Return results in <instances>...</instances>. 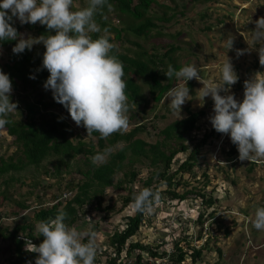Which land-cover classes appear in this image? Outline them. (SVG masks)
Here are the masks:
<instances>
[{
  "label": "rangeland",
  "instance_id": "obj_1",
  "mask_svg": "<svg viewBox=\"0 0 264 264\" xmlns=\"http://www.w3.org/2000/svg\"><path fill=\"white\" fill-rule=\"evenodd\" d=\"M87 3L88 0H73L72 10H80L87 6ZM145 17L152 18L156 25L152 26L148 32L138 34L133 29H129L126 23H129L128 21L137 23L140 20L127 14H121L118 9L114 8L105 15L110 26L124 28L122 37L119 39L115 37L114 30L107 31V35L113 39L110 43L114 44L116 52L134 56L139 51H147L149 56L158 54L159 58H164V61L168 62L164 54L171 45H176L178 48L172 54L176 62L183 65L196 64L205 81L219 78L220 67L229 56L240 77L239 81L231 86V93L235 95L237 101L243 100L244 80L255 71H264V68L259 65L256 51H251L250 54L246 53L238 58L235 51V49L255 46L251 33L255 24L249 21L264 17V0H156L147 10ZM38 23H36L37 27ZM96 23L99 25L97 21ZM14 26L18 32L26 34V37L27 35L33 37L42 35L34 29L36 25L30 28L29 24L21 25L16 20ZM101 33L105 34L104 29H101ZM47 34L54 35L55 32L49 33L47 30ZM229 34L235 37V42L233 50L227 52L222 41L227 39ZM34 48L45 51L43 44L34 45ZM10 51L11 48L0 46L2 63L9 60ZM165 68V65L161 67V69ZM129 75L135 77L145 100L140 104L134 102L128 111L129 128L127 131L143 123L146 129L139 131L134 139L139 137L155 142L163 137L160 131L179 117L170 110L166 94L160 101L154 100L149 81L133 72ZM190 81L191 86L188 85L189 81L187 82L190 97L182 105L181 115L183 118L188 115L186 107H190L193 111L204 110V114L198 120L200 128L190 131L188 135L193 137H187L184 142L191 148L205 133L213 132V134L202 146L193 171L178 173L176 176V183L180 181L181 184H174L172 189L179 193L188 192L187 198L170 199L168 186L162 183L158 188L165 192L161 194L164 197H160L159 202L154 205V211L147 214L144 226L142 225L130 241L149 244L159 253L163 251L169 253L174 251L176 239H182L186 235V240L181 241V244L188 251V255L180 264H192L190 253L194 248L202 247L204 243L207 244L208 249H204L202 258H199L196 264H264V230H256L251 223L255 209L264 207V158L249 161L238 159L239 153L236 146L231 143L229 136L217 133L208 119L213 114V101L210 97L205 98L201 106L197 90L203 85L195 79ZM163 82L166 83V80ZM177 83L179 81L173 78L172 87ZM21 88H13L12 102L21 101L20 98L34 102L42 91V87L31 88L26 95ZM44 99L52 101L53 110L57 111L55 106L57 107L59 103L54 101L51 90L44 91ZM62 113L72 124L76 133L81 135V138L86 141L92 139L98 153L106 149L110 150L105 161L108 160L111 152L125 145L122 140L113 145L105 140L106 147H101L98 144L97 135L92 134L87 137L83 126H76L69 113L64 111ZM175 141L177 140H171V142ZM232 149L236 152L231 155ZM18 154L19 150L14 137L7 133L5 127L0 128V156L8 159ZM186 156L187 153H178L174 158L175 161H172L169 173L174 172ZM58 158L59 156L54 154L38 167L28 165L25 169L11 170L1 177L0 226L2 228L12 229L17 223L27 222L36 209L53 205L58 201V197L64 201L76 193L77 188L69 191L67 187L70 182L76 184L84 179L85 176L79 169L83 170L87 167L85 161L81 159L76 162L77 159H73L69 167L62 163L60 174L55 175L54 170ZM137 167L140 175L133 188L141 191L143 180L149 175L151 168L147 162L137 164ZM11 175L18 180L13 185H1V181ZM122 176L123 173L118 172L115 182ZM127 193L126 190L107 188L103 205H113L115 212H110L109 217L104 218L105 211L90 205L87 213L81 217L77 223L78 226L75 227L77 230L84 231L92 229L97 223L98 229L94 231L97 234L98 245L96 258L103 263L108 257L107 252L114 254L112 247L108 244L110 236L115 229H123L127 216L135 213L133 202L124 206ZM198 193L211 195L214 200L212 206L202 203V198ZM4 196L8 197L4 198ZM16 202H24L29 205V208L24 210L18 207ZM210 213H213L212 217H209ZM200 214L203 215L202 221L197 220ZM207 236L209 237L208 242H206ZM218 248L221 249L222 256L219 255ZM11 253L9 240L0 238V264H11ZM136 253H139V250ZM141 254L144 263L174 264L164 256L152 257L146 252ZM122 256L125 257V251ZM135 260L133 256L129 264H134Z\"/></svg>",
  "mask_w": 264,
  "mask_h": 264
},
{
  "label": "clouds",
  "instance_id": "obj_2",
  "mask_svg": "<svg viewBox=\"0 0 264 264\" xmlns=\"http://www.w3.org/2000/svg\"><path fill=\"white\" fill-rule=\"evenodd\" d=\"M72 6L73 0H0V41H17L12 48L14 54L43 44L42 65L37 71L46 69L49 73L44 89L51 90L54 101L67 110L76 126L86 129L87 137L98 132L106 139L129 128L123 63L110 55L114 44L109 42L107 29L96 39L90 35L101 31L95 16L111 5L108 0H88L87 6L80 10L73 11ZM16 20L21 25L39 22L49 33L54 31L55 34L26 37L13 26ZM249 22L255 24L251 30L255 46L235 49L236 56L256 51L259 65L264 68V17ZM234 42L232 34L222 41L227 52L233 50ZM164 75L168 80L179 81L166 93L168 106L179 119L183 118L182 105L190 97L187 82L195 79L203 85L197 90L201 106L205 98L213 101V114L208 118L212 128L229 136L239 153L238 159L264 158V71H255L244 80L242 101H237L231 93V86L240 77L229 56L216 80H203L196 64H185L178 70L168 65ZM12 91L9 75L0 70V128L9 122L6 117L18 108L11 100ZM109 151L95 154L91 157L92 163H104ZM159 199L158 192L144 188L134 194L133 207L138 212L151 214ZM66 218L67 213L59 210L55 218L39 221L37 237H43L39 245L25 239V250L37 254L35 264H94L97 234L91 229L80 231L69 226ZM251 223L256 230H264V207L255 209ZM27 264L32 262L27 261Z\"/></svg>",
  "mask_w": 264,
  "mask_h": 264
},
{
  "label": "trees",
  "instance_id": "obj_3",
  "mask_svg": "<svg viewBox=\"0 0 264 264\" xmlns=\"http://www.w3.org/2000/svg\"><path fill=\"white\" fill-rule=\"evenodd\" d=\"M155 1L156 0H108V4L111 5V8L105 6L95 16V20L99 23L100 29L114 30L116 33L115 37L119 39L122 37L124 28L110 26L105 19V15L110 9H118L121 14H127L138 21L140 20L136 23L126 19L129 22L126 23V25L129 29H133L138 34H143L148 32L152 26L156 25L152 18L145 17L147 10ZM143 18L145 19L143 20ZM35 25L36 27H33H35L34 29L36 31L42 33V35L47 34L46 26L39 23L38 27L37 24ZM29 26L33 28L32 24H29ZM102 35L104 34H102L101 31L91 33L93 39ZM108 37L109 42L113 40L110 35ZM16 43L17 41H0V46L11 48L9 60L5 63H2L0 60V70L9 75L12 88L18 89L22 87L21 89L26 95L31 88L42 87V91L39 98L34 102L22 98H20L21 101L14 102L18 104L17 111L10 113L6 117L9 122L4 127L7 133L14 137L19 154L18 156H11L8 159L0 156V179L11 170L25 169L28 165L38 167L45 159L54 154L59 156L57 165L55 166L56 169L54 170L55 175L60 174L62 163L69 167L70 161L73 159H77L76 162L83 159L87 167L83 170L79 169L84 174V179L76 184L73 182L69 183L67 187L69 191L77 188L76 193L72 197L64 201L58 197V201L53 205L36 209L29 221L17 223L12 229L8 227L2 228L0 226V238L4 240L8 239L10 242V249L12 252L10 259L11 264H27V261H32L35 264L37 254L24 250L25 239H30L32 243L39 245L43 241V237H37L39 235L36 231L37 223L41 220L55 218L59 210H63L67 213V218L65 220L66 224L71 227H77V223L81 217L87 213L89 210L88 206L90 205H94L98 210L105 211L106 214L104 218L109 217L110 212H115V207L113 205H103L104 194L107 188L113 187L128 192L124 198V206L133 202L134 194L139 192L133 188L140 175L137 164L147 162L151 168L149 175L143 180L141 190L150 188L154 192H158L160 197H164L161 196V194L165 192L160 191L159 188L162 183H165L168 186L170 199L183 200L187 198L188 192L179 193L175 189H172V186L174 184H181L180 181L176 183L175 180L178 173L184 174L193 171L202 146L207 142L208 137L213 134V132L205 133L200 141L193 144L191 148L184 142L187 140V137H193L192 135H188L190 131L200 128L198 120L204 114V110L193 111L190 107H186L188 115L182 119L173 121L163 128L160 131L163 137L157 139L155 142L146 141L139 137L134 139V136L139 131L146 129V125L143 123L137 124L130 131L114 133L106 139L101 138L98 132H94L93 134L98 136V144L101 147H106L105 140H107L110 145L122 140L125 145L119 150L111 152L108 160L104 163L98 165L93 164L91 157L98 152L95 150V144L92 139L86 141L81 138L80 134L76 133L72 124L64 117L62 112H67V110L61 104L57 105V107L55 106V110L57 111H54V103L44 99L45 89L43 83L49 76V73L46 69L37 71V69L41 68L44 50L36 49L33 46L30 51L26 49L23 53L14 54L12 48ZM177 48L178 46L171 45L165 52L164 56L168 58V62H165L164 58H159L158 54L149 56L147 51H139L136 55L129 56L127 54H119L116 52V49L113 48L110 55L116 56L124 66L123 79L127 85L125 94L128 97L127 102L129 110L132 108L134 102L140 104L145 100L143 97L144 95L141 93V88L135 81V77H132L129 73L133 72L149 81L152 88L153 99L160 101L172 87L173 79L168 80L164 75L168 65H172L177 70L183 66V64L176 62L172 56ZM164 65L166 68L161 69ZM33 75L36 78L30 79L29 77ZM163 80H166V83H164ZM188 85L191 86L192 82L189 81ZM173 139L177 141L171 142ZM180 152L187 153L186 158L174 172L169 173L172 161ZM235 152L236 151L232 149L230 154L232 155ZM118 172H122L123 176L115 182V176ZM16 180L18 179L11 175L8 178H4V180L1 181V185H13ZM198 195L202 198V203L212 206L214 200L211 195L207 193H198ZM7 197L4 196V198ZM16 203L18 207L24 210L29 208V205L24 202ZM156 203H154V205ZM146 216L147 214L136 210L134 215H128L124 228L121 230L115 229L108 240L109 247H112V253L114 254H109L106 251L108 255L106 261L103 263L100 259L95 258L94 264H129L133 256L136 259L134 264H148L144 263L142 252H146L152 257L164 256L169 259L170 263L172 262L174 264L184 262L188 255V251L185 250L181 241L184 239L186 240V235L182 239H176L174 251L169 253H167V251L159 253L156 248L151 247L149 244H144L139 241H130V239L139 232L142 225L144 226ZM212 216L213 213H210L209 217ZM202 217L203 215L200 214L197 220L202 221ZM97 229L96 223L91 230L96 231ZM206 238H208L206 239V242H208L209 237L207 236ZM84 242L86 243L87 240ZM204 249H208L206 243H204L202 247L193 249L192 253L189 255L191 256L192 264H196L199 258H202ZM137 250H139V253H136ZM217 250L219 255L222 256L221 249L218 248ZM124 251L127 259H124L125 257L122 256Z\"/></svg>",
  "mask_w": 264,
  "mask_h": 264
}]
</instances>
